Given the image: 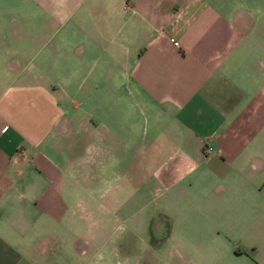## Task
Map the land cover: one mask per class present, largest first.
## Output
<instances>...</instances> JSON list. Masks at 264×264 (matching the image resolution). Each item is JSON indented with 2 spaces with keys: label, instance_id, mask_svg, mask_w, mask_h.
I'll use <instances>...</instances> for the list:
<instances>
[{
  "label": "crops",
  "instance_id": "1",
  "mask_svg": "<svg viewBox=\"0 0 264 264\" xmlns=\"http://www.w3.org/2000/svg\"><path fill=\"white\" fill-rule=\"evenodd\" d=\"M0 264H264V0H0Z\"/></svg>",
  "mask_w": 264,
  "mask_h": 264
},
{
  "label": "rangeland",
  "instance_id": "2",
  "mask_svg": "<svg viewBox=\"0 0 264 264\" xmlns=\"http://www.w3.org/2000/svg\"><path fill=\"white\" fill-rule=\"evenodd\" d=\"M146 122L148 123V119L146 117ZM149 128H146L148 130ZM103 174V173H102ZM110 177V175H107ZM104 178V177H102ZM114 179V177H112ZM124 186H118L116 190L119 191L117 193L110 192V193H102L101 197L105 196L104 198L100 199L98 203L103 205L104 208H109L113 213L114 217L111 220L107 221V225L103 230L113 232V233H121L127 229H131L134 231H137L139 236L141 238H145V242L148 243L151 246L152 240L148 233H146L147 230H151V217L153 215V207L152 204H150L149 207H145L143 209H140L137 205L138 203H142L143 201H151L152 200V194L147 191L144 192H138V191H131L132 189V182L126 183V177L123 176L122 179ZM132 180V178H130ZM111 203L112 207L108 206L107 204ZM108 209V210H109ZM104 210V209H102ZM138 210V211H137ZM144 218L143 223L137 222L135 220L139 218ZM76 231H81V234H87L89 230V225L85 223L77 224L75 225ZM69 228V229H68ZM64 230L65 232L71 231V225H65L64 227L59 225V231ZM97 231H100L101 229L96 228ZM102 230V231H103ZM133 242V241H131ZM129 258L133 259V253H129ZM67 262V261H66Z\"/></svg>",
  "mask_w": 264,
  "mask_h": 264
},
{
  "label": "built area",
  "instance_id": "3",
  "mask_svg": "<svg viewBox=\"0 0 264 264\" xmlns=\"http://www.w3.org/2000/svg\"><path fill=\"white\" fill-rule=\"evenodd\" d=\"M170 42H171V44H172L173 47H175V48L178 47V44H177L176 41L170 39Z\"/></svg>",
  "mask_w": 264,
  "mask_h": 264
}]
</instances>
